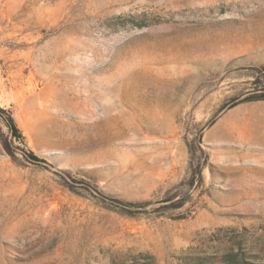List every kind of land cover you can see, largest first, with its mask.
I'll list each match as a JSON object with an SVG mask.
<instances>
[{
	"label": "rangeland",
	"instance_id": "rangeland-1",
	"mask_svg": "<svg viewBox=\"0 0 264 264\" xmlns=\"http://www.w3.org/2000/svg\"><path fill=\"white\" fill-rule=\"evenodd\" d=\"M259 89L264 0H0V264H264Z\"/></svg>",
	"mask_w": 264,
	"mask_h": 264
},
{
	"label": "trees",
	"instance_id": "trees-1",
	"mask_svg": "<svg viewBox=\"0 0 264 264\" xmlns=\"http://www.w3.org/2000/svg\"><path fill=\"white\" fill-rule=\"evenodd\" d=\"M250 100H264V91L259 89V92L253 93L252 95L243 99V101H250ZM0 119L5 122V124L8 126L9 131H10V137H9L8 141L5 142V146L8 150L12 151L15 148V149L22 151L24 153V155L32 162H35V163L44 162V160H42L33 151L26 150L25 148L20 147V145L15 144V142L17 140H21L23 138V135H22L21 130L19 129L17 123L15 122L14 117L7 110H5L2 107H0ZM68 184L70 185V183H68ZM96 194H97V196H100L107 201H111V202H114L116 204H119L120 206L127 207V206L133 205L131 202H128V201H122V200H117V199L111 198V197L105 195L101 191H96ZM182 203H183V201H178V202L174 203L173 206L179 207V206H181Z\"/></svg>",
	"mask_w": 264,
	"mask_h": 264
},
{
	"label": "water",
	"instance_id": "water-1",
	"mask_svg": "<svg viewBox=\"0 0 264 264\" xmlns=\"http://www.w3.org/2000/svg\"><path fill=\"white\" fill-rule=\"evenodd\" d=\"M128 208H129L130 210H139V209H143V208H145V207H139V206L132 205V206H128Z\"/></svg>",
	"mask_w": 264,
	"mask_h": 264
},
{
	"label": "bare ground",
	"instance_id": "bare-ground-1",
	"mask_svg": "<svg viewBox=\"0 0 264 264\" xmlns=\"http://www.w3.org/2000/svg\"><path fill=\"white\" fill-rule=\"evenodd\" d=\"M264 141V140H263Z\"/></svg>",
	"mask_w": 264,
	"mask_h": 264
}]
</instances>
